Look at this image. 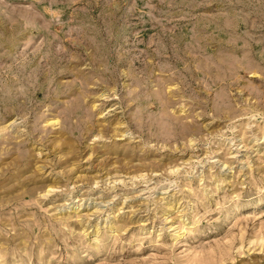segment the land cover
<instances>
[{"label": "rangeland", "instance_id": "obj_1", "mask_svg": "<svg viewBox=\"0 0 264 264\" xmlns=\"http://www.w3.org/2000/svg\"><path fill=\"white\" fill-rule=\"evenodd\" d=\"M0 264H264V0H0Z\"/></svg>", "mask_w": 264, "mask_h": 264}]
</instances>
